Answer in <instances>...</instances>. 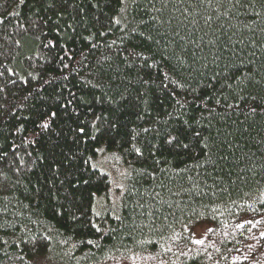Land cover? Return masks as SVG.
Wrapping results in <instances>:
<instances>
[{
  "label": "trees",
  "instance_id": "obj_1",
  "mask_svg": "<svg viewBox=\"0 0 264 264\" xmlns=\"http://www.w3.org/2000/svg\"><path fill=\"white\" fill-rule=\"evenodd\" d=\"M0 264H264V0H0Z\"/></svg>",
  "mask_w": 264,
  "mask_h": 264
},
{
  "label": "snow or ice",
  "instance_id": "obj_2",
  "mask_svg": "<svg viewBox=\"0 0 264 264\" xmlns=\"http://www.w3.org/2000/svg\"><path fill=\"white\" fill-rule=\"evenodd\" d=\"M53 115H55V113H53ZM42 127L47 128V127H48V124L45 122V123L42 125ZM79 131H80L81 133H83L84 129L81 128ZM209 230H210V229H209ZM90 243H91V242H90ZM196 243H201V241H196Z\"/></svg>",
  "mask_w": 264,
  "mask_h": 264
},
{
  "label": "rangeland",
  "instance_id": "obj_3",
  "mask_svg": "<svg viewBox=\"0 0 264 264\" xmlns=\"http://www.w3.org/2000/svg\"><path fill=\"white\" fill-rule=\"evenodd\" d=\"M104 166H106L105 164H104ZM104 168V167H103ZM106 169V168H105ZM113 189V188H112ZM203 232H204V230H195V234L198 236V235H202L203 234Z\"/></svg>",
  "mask_w": 264,
  "mask_h": 264
}]
</instances>
